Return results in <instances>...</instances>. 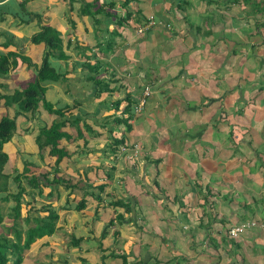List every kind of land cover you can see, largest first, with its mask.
I'll return each instance as SVG.
<instances>
[{"label": "crops", "instance_id": "0c3cea01", "mask_svg": "<svg viewBox=\"0 0 264 264\" xmlns=\"http://www.w3.org/2000/svg\"><path fill=\"white\" fill-rule=\"evenodd\" d=\"M110 1L107 12L83 15L85 3L95 10ZM123 1L0 0V54L14 51L39 65L46 47L31 36L42 25L60 31L65 57L55 51L51 63L61 78L45 84L44 96L55 107L73 105L66 159L73 165L91 151L107 164L75 167L62 178L73 187H56L68 191L57 232L37 239L41 264H123L119 254L126 264H264V0ZM35 73L21 63L7 74ZM93 77L102 80L99 95ZM8 81L0 77V96ZM145 87L144 107L129 111ZM0 103L4 113L20 108ZM20 110L15 134L27 119ZM116 139L138 144L137 157L128 160ZM46 154L33 173L60 176ZM80 183L91 188L77 210L81 198L71 195ZM116 199L129 206L114 207ZM247 221L256 225L230 237L232 225Z\"/></svg>", "mask_w": 264, "mask_h": 264}, {"label": "trees", "instance_id": "16d2710c", "mask_svg": "<svg viewBox=\"0 0 264 264\" xmlns=\"http://www.w3.org/2000/svg\"><path fill=\"white\" fill-rule=\"evenodd\" d=\"M128 0L123 1L122 4L126 6ZM97 5L96 9L93 10V3H85L83 5V15L96 16L105 9L106 7H114L115 2L110 1L107 4ZM110 9V8H109ZM108 14V13H107ZM37 15V13H33ZM38 16V15H37ZM131 18V13L127 12L122 18L125 21ZM151 22V18L145 20V23H141L140 26ZM144 29V27H142ZM31 42L43 43L46 50L43 54L42 61L39 65H34L30 58L25 55L18 54L14 51H8L0 54V74L8 73L10 69L17 68L21 63H25L28 66H35L36 75L33 81L29 82L21 90H15L11 94H2L0 97L4 99L5 105L17 103L23 111H34L36 112L39 104L42 103V107L51 115L53 120L49 126H41L38 134L35 137L37 147L40 155L43 157V149H46L47 155L52 158L53 171L58 172V164L65 158L70 157V153L65 149L63 141H71L72 134L67 130V125L76 122L77 119L69 117L73 105H66L64 107H55V105L49 102L45 96V84L47 82L57 81L61 78L59 71L51 64L49 57L53 55V52L60 51L59 57H65L62 52V39L60 31L50 25H42L40 29L31 36ZM21 59V61H19ZM87 66H90L87 64ZM94 68V67H93ZM97 90L96 94H100L104 87L101 86L102 80H98L95 77L92 78ZM106 86V85H105ZM134 105L127 106L129 111L134 112ZM126 119H129L126 118ZM130 120V119H129ZM128 122V121H127ZM131 124L128 123L126 129H130ZM16 129L15 119L9 117L7 114L0 115V202H7L12 200L13 203L6 204L7 210L3 213V205H0V226L4 228V231L0 230V264H21L23 261L24 251L29 249L32 243L43 236H50L56 229V223L59 217V213L51 203H41L39 207H36L35 197L33 192L27 191V188L22 184V178L26 179L28 186L37 189V194L43 197H49L51 190L45 193L48 186L56 185L63 182L62 178L54 176L53 179H49L47 172L33 173L34 170H38L37 163L26 162L23 165V171H15L13 173H7L4 171L9 155L3 150V146L6 142L10 141L14 135ZM82 134V132H80ZM124 139V138H123ZM123 139H116L115 144L118 148L122 149L124 145H130L129 150L132 151L133 144H128ZM127 143V144H126ZM126 153V152H125ZM31 167H35L34 170ZM28 172L30 174L28 175ZM16 184V190L10 191V180ZM67 184V183H66ZM73 187V184L66 185ZM105 183L97 185L99 191H103ZM26 196L30 199H26ZM97 200H101V195H94ZM67 197V202H68ZM25 201V205L23 202ZM35 202V203H34ZM114 207H121L128 203L121 199L113 200L111 203ZM85 205V199H79L76 204V209L79 210ZM129 206V205H128ZM126 209H129V207ZM25 209L24 216L22 210ZM116 220L122 218V214L116 212ZM20 220H23L27 227L22 229L20 226ZM10 222V223H9ZM113 219L110 220L107 225L111 226ZM79 239H77V243ZM76 243V244H77ZM117 257L122 258L123 264L127 263L126 256L119 254ZM104 260V259H103ZM84 261V260H83Z\"/></svg>", "mask_w": 264, "mask_h": 264}, {"label": "rangeland", "instance_id": "374dc122", "mask_svg": "<svg viewBox=\"0 0 264 264\" xmlns=\"http://www.w3.org/2000/svg\"><path fill=\"white\" fill-rule=\"evenodd\" d=\"M103 33L104 32H102V34ZM45 50L46 49L43 50V48H40V53L44 54ZM51 58L52 57L50 56L49 57L50 62H51ZM52 61H53V59H52ZM0 77L2 79H4V78L9 79L8 85H5V87H3L1 89V91L6 93V94L13 93L15 90H21L23 87H25L29 82H31L34 79V76L33 77H21V78L16 79V78L8 75L7 73L0 74ZM4 81L7 84V80H4ZM89 84L90 83H86V86H88ZM45 98L47 100H49V99L51 100V96H47ZM14 107L15 108H13L12 110L8 109L7 113H4L5 111H4L3 105L0 103V114H2V113L7 114L9 117H12L14 119L20 118L19 116H21V115H18V116L16 115L17 112H19L20 108H18L16 105H14ZM20 111H22V110H20ZM37 111H38V113H37ZM37 111L36 112H34V111H23L22 114H24V116H26L27 119L23 123V127L22 126L19 127L20 130H22V132L20 131L19 134H15V132H14L13 136L17 140H14L15 138L12 137V139L10 141H8L4 144L3 150L9 155V159H8L6 165L4 166L5 172H8V173H13L15 171L21 172V171H23V168H24L23 165L26 162H31V163L38 162V165L41 164L40 159L42 158V156L40 155L39 149L37 147L35 137L38 134L39 128L41 126H43V124L47 125V122H46L47 120L49 121L48 124H50V122H52V120H53L52 116L53 115L50 116V114L42 107V103L39 104V108ZM48 116H50L49 119H48ZM87 125L92 126L94 129H95V127L98 126L94 122L93 123L89 122V120L87 121ZM93 132H95V131H93ZM130 134L132 137H135V135H132V132H130ZM86 137L89 138L87 135H86ZM13 140L15 142H18L20 144V146L22 144L23 150L21 149L22 147H20L19 144L15 143ZM90 144H91V140L88 144H86L84 146V148L85 149L89 148ZM97 147H99V146H97ZM67 148L69 150H72L73 145H70ZM43 150H44L43 154L45 155L47 151H46V149H43ZM17 151H20V152H17ZM126 153H127L126 157L128 160H131L134 158V156L132 157V154H128V152H126ZM17 154H19V156H17ZM80 155H81L80 157L78 156L75 158V160H77V162L75 164L73 163V165H71V161H68V159H66V158L62 162H60L58 164L59 171L58 172L53 171V173H52V174L59 173L60 176H57L55 174V175H53V177L56 176V177L63 178V179L64 178H70L69 176H71L72 169H75V167H79V170H80L83 167L87 168V167L91 166L92 164H98L100 162L103 163L102 167H106V165H107L106 160L104 158L101 159L102 161L97 159V153L92 154L91 151H87L86 153L82 152ZM46 156H47V154H46ZM50 162H52V160ZM107 168H108V166H107ZM51 169H53V168H51ZM32 170H34V168H32ZM34 171H38V170H34ZM29 174H30V172H28V175ZM50 177H52V176H50ZM53 177L51 179H53ZM72 178L76 179L77 176L72 177ZM73 181L74 180H70L69 183H72ZM22 184L27 188V191L34 193V197H35V201H36V203L35 202L34 203H35L36 207H39L40 201H43L44 203H51V205H53V207H55L57 209V211H58L59 205L60 204L62 205V203L64 202L63 196L68 191V189L65 190V187H64V188H61V191H60L62 194L60 192H57L56 187L61 186V185L64 186V184H66L64 181L63 184L58 183L55 185V188H53V190L51 191L52 193L49 197H43V196H40L39 194H37V189H34L33 187L31 188V186H28L26 179L22 178ZM80 184H81L80 188H75L74 194L71 195V196H75L77 199L81 198L82 196L87 197L86 194L84 193V189L86 188L87 191H89L91 188V187L87 188L85 183H80ZM82 186L84 188H82ZM9 190L10 191L16 190V184L13 183L12 179L10 180V189ZM94 190L97 191V189H94ZM26 199L28 200V199H30V197L26 196ZM68 199H69L68 202H71V205H75L74 199H72V200L70 198H68ZM9 203H13L12 200H9L7 202H2V203L0 202V205L4 204V207L2 209L3 213L7 210L5 205L9 204ZM23 205H25V201L23 202ZM25 212L26 211L23 208V210H22L23 216H24ZM57 222H59V220H57ZM20 224H21L20 226L22 227V229H25L27 227V224L23 220H20ZM103 229H104V226H103ZM0 230L4 231V228L3 227L1 228V226H0ZM54 232L55 233L57 232V223H56V229ZM58 232H60V231H58ZM42 245H43L42 240L36 239L33 242L32 247H33V249H35L36 253L35 254L33 253L30 255V258L27 261L28 264H41V261L43 260V257L41 255V254H43L42 250H41ZM23 256H24V254H23ZM47 257H49V255H47ZM23 260H24V257H23ZM22 262L27 264L26 261H22ZM50 263H52V262H50Z\"/></svg>", "mask_w": 264, "mask_h": 264}, {"label": "built area", "instance_id": "2783aa9c", "mask_svg": "<svg viewBox=\"0 0 264 264\" xmlns=\"http://www.w3.org/2000/svg\"><path fill=\"white\" fill-rule=\"evenodd\" d=\"M143 28H139L137 29L139 32L142 31ZM148 87L144 88V93L143 95L139 98L138 102L135 103L134 105V112L135 113H139L142 108L144 107L145 103H146V95L148 94ZM130 146L124 145L122 150H124L125 152H129L128 154H132V157L134 156L137 157L138 152H139V146L138 144H133V149L132 151L129 150ZM256 223L254 221H247L238 225H233L228 229V234L230 235V237L232 238H237L240 234H242L245 229L249 228V227H253L255 226ZM261 226H264V224H261Z\"/></svg>", "mask_w": 264, "mask_h": 264}, {"label": "clouds", "instance_id": "9594fccd", "mask_svg": "<svg viewBox=\"0 0 264 264\" xmlns=\"http://www.w3.org/2000/svg\"><path fill=\"white\" fill-rule=\"evenodd\" d=\"M233 226V225H232Z\"/></svg>", "mask_w": 264, "mask_h": 264}]
</instances>
